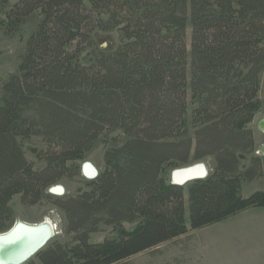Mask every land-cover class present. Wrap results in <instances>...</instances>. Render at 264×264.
Returning <instances> with one entry per match:
<instances>
[{
	"label": "trees",
	"instance_id": "trees-1",
	"mask_svg": "<svg viewBox=\"0 0 264 264\" xmlns=\"http://www.w3.org/2000/svg\"><path fill=\"white\" fill-rule=\"evenodd\" d=\"M0 13L6 37L40 18L0 85V234L12 227L19 197L24 207L50 203L69 237L24 264H119L264 209V191L241 195L263 177L264 162L239 165L255 149L249 125L261 108L264 0H0ZM113 32L119 44L98 47ZM111 132L124 140L105 149L84 191L47 193L79 176L76 163ZM32 138L45 146L39 170L22 151ZM205 159L206 178L171 185L170 172ZM100 225L112 235L90 243Z\"/></svg>",
	"mask_w": 264,
	"mask_h": 264
},
{
	"label": "rangeland",
	"instance_id": "rangeland-1",
	"mask_svg": "<svg viewBox=\"0 0 264 264\" xmlns=\"http://www.w3.org/2000/svg\"><path fill=\"white\" fill-rule=\"evenodd\" d=\"M18 1L9 0V5H14ZM2 18L3 16L0 13V20ZM39 20L38 15L34 14L27 20L21 32L13 37H6L0 30V85L16 71L25 42L34 31ZM189 40L190 29L188 27L185 37L188 48ZM119 41L118 34L113 32L101 35L97 44L98 47L105 50L111 47L114 48L119 44ZM259 100L261 108L249 125L253 133L255 149L251 155L240 156L239 165L241 170L247 167L252 156L258 157L264 162V154L261 153L264 146V132L258 128L259 122L264 119V70L260 75ZM188 104L190 105L189 95ZM190 110L191 107H189ZM123 140L119 132H111L106 138L98 140L91 151L86 153L83 160L76 163L80 169L79 176L57 182L47 190V193L54 197H74L84 191V184L95 173L102 170L105 149L114 144L118 145ZM43 150H45V146L40 138H32L22 142L23 155L34 170L43 167V164L36 157ZM198 164L204 165L209 174L212 167L211 159H205L194 165ZM185 168L187 167L181 169ZM172 172L169 174V181ZM256 191H264V169L262 178L243 184L241 187V195L244 198ZM12 206L15 213L13 225L19 221L26 224H38L48 219L52 222L56 232L54 239L61 242L69 240L64 231L65 220L63 214L50 203L44 201L34 207H24L20 204L19 197H14ZM184 206L187 222V195L184 196ZM124 227L129 229L131 226L125 224ZM111 235L110 228L100 225L99 231L90 236V243H99L105 237ZM119 264H264V209H250L215 225L189 232L185 236L138 254Z\"/></svg>",
	"mask_w": 264,
	"mask_h": 264
},
{
	"label": "water",
	"instance_id": "water-1",
	"mask_svg": "<svg viewBox=\"0 0 264 264\" xmlns=\"http://www.w3.org/2000/svg\"><path fill=\"white\" fill-rule=\"evenodd\" d=\"M261 122H259L258 128L262 131ZM261 153L264 154V146L261 149ZM196 167L198 165L185 169L188 171ZM178 171H183V169ZM174 172H177V170L172 172L170 183L171 185L179 187L194 180L203 179L202 177L206 176L196 175L197 173L190 172L175 180L173 178ZM39 230L40 228L32 227L23 229L17 235H9L8 231L0 234V264H24L43 249L49 243L50 237L45 233L42 236H38Z\"/></svg>",
	"mask_w": 264,
	"mask_h": 264
},
{
	"label": "bare ground",
	"instance_id": "bare-ground-1",
	"mask_svg": "<svg viewBox=\"0 0 264 264\" xmlns=\"http://www.w3.org/2000/svg\"><path fill=\"white\" fill-rule=\"evenodd\" d=\"M261 129L262 132H264V119L261 120ZM190 172H193L194 174L197 173L196 175H206L205 177H202L203 179L207 177L208 175V172H207V169L204 165H201V164H198V167L194 168V169H189L188 171H186V169H183V171H177V172H174L173 174V178L175 180L181 178L183 175L187 174V173H190ZM202 180V179H200ZM188 184V183H187ZM186 185V184H185ZM184 185V186H185ZM183 187V186H182ZM32 227H35V228H40V232H38V236H42V234H47L49 237H50V240H53L54 237L56 236V232H55V229L53 227V224L50 220L48 219H45L44 221H41L40 223L38 224H26V223H23V222H16L9 230H8V233L9 235H17L19 232H21L23 229L25 228H32ZM31 239V238H29Z\"/></svg>",
	"mask_w": 264,
	"mask_h": 264
},
{
	"label": "crops",
	"instance_id": "crops-1",
	"mask_svg": "<svg viewBox=\"0 0 264 264\" xmlns=\"http://www.w3.org/2000/svg\"><path fill=\"white\" fill-rule=\"evenodd\" d=\"M246 184H248V183H246ZM245 185V184H244ZM249 211V210H248ZM246 212V211H245Z\"/></svg>",
	"mask_w": 264,
	"mask_h": 264
}]
</instances>
